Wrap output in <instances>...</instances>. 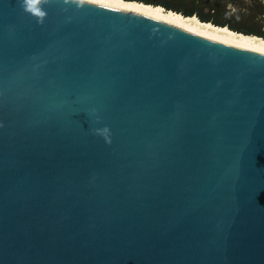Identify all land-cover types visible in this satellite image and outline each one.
<instances>
[{
  "label": "water",
  "instance_id": "obj_1",
  "mask_svg": "<svg viewBox=\"0 0 264 264\" xmlns=\"http://www.w3.org/2000/svg\"><path fill=\"white\" fill-rule=\"evenodd\" d=\"M0 264H264V51L0 0Z\"/></svg>",
  "mask_w": 264,
  "mask_h": 264
},
{
  "label": "trees",
  "instance_id": "obj_2",
  "mask_svg": "<svg viewBox=\"0 0 264 264\" xmlns=\"http://www.w3.org/2000/svg\"><path fill=\"white\" fill-rule=\"evenodd\" d=\"M137 1L159 4L183 15H196L202 21L264 37V0H251L249 3H236V0H189L185 3L181 0L182 4L178 0ZM229 3L235 4L233 10L227 7Z\"/></svg>",
  "mask_w": 264,
  "mask_h": 264
},
{
  "label": "bare ground",
  "instance_id": "obj_3",
  "mask_svg": "<svg viewBox=\"0 0 264 264\" xmlns=\"http://www.w3.org/2000/svg\"><path fill=\"white\" fill-rule=\"evenodd\" d=\"M94 1L144 12L216 38L264 51V37L233 31L225 26L202 21L195 15H183L177 11L166 9L159 4L145 3L137 0Z\"/></svg>",
  "mask_w": 264,
  "mask_h": 264
},
{
  "label": "rangeland",
  "instance_id": "obj_4",
  "mask_svg": "<svg viewBox=\"0 0 264 264\" xmlns=\"http://www.w3.org/2000/svg\"><path fill=\"white\" fill-rule=\"evenodd\" d=\"M183 2H188L189 0H182ZM238 1H242V2H244V3H249L251 0H236V3L238 2ZM183 2H181V0H178V3L179 4H182ZM227 7H230L231 8V10H233V8L235 7V4L234 3H229L228 5H227Z\"/></svg>",
  "mask_w": 264,
  "mask_h": 264
},
{
  "label": "clouds",
  "instance_id": "obj_5",
  "mask_svg": "<svg viewBox=\"0 0 264 264\" xmlns=\"http://www.w3.org/2000/svg\"><path fill=\"white\" fill-rule=\"evenodd\" d=\"M34 2H35V0H25L26 10L32 9V6H33Z\"/></svg>",
  "mask_w": 264,
  "mask_h": 264
}]
</instances>
